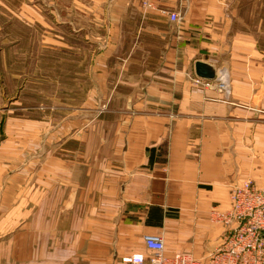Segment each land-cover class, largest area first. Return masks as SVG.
<instances>
[{
	"label": "crops",
	"instance_id": "obj_1",
	"mask_svg": "<svg viewBox=\"0 0 264 264\" xmlns=\"http://www.w3.org/2000/svg\"><path fill=\"white\" fill-rule=\"evenodd\" d=\"M245 3L171 2L180 24L139 9L142 22L113 20L118 69L98 58L100 42L91 66L109 77L91 74L95 105L43 134L40 118L2 122L0 264H126L149 253L145 234L208 264L229 185L264 188V0ZM151 37L157 58H122ZM197 62L224 72L228 90L194 85Z\"/></svg>",
	"mask_w": 264,
	"mask_h": 264
},
{
	"label": "rangeland",
	"instance_id": "obj_2",
	"mask_svg": "<svg viewBox=\"0 0 264 264\" xmlns=\"http://www.w3.org/2000/svg\"><path fill=\"white\" fill-rule=\"evenodd\" d=\"M246 1L240 3L246 6ZM162 8H144L141 0H0V134L7 117L40 118L43 134L81 112L84 105H95L91 74L107 76L91 66L100 42L105 48L98 58L112 70L118 69V61L112 59L119 58L117 45L108 37V24L113 20L127 24L129 15L131 22H142L140 11L154 12L168 25ZM140 43H145L143 49L122 58L159 56L160 39ZM127 51L128 46L123 53ZM88 112L89 118L96 113Z\"/></svg>",
	"mask_w": 264,
	"mask_h": 264
},
{
	"label": "built area",
	"instance_id": "obj_3",
	"mask_svg": "<svg viewBox=\"0 0 264 264\" xmlns=\"http://www.w3.org/2000/svg\"><path fill=\"white\" fill-rule=\"evenodd\" d=\"M180 0H141L144 8L163 6L162 14L169 22L180 24L182 12L171 6ZM194 85L226 92L229 80L224 72L206 78L193 74ZM230 206L219 214L226 233L216 252L210 255L208 264H264V188L258 187L250 178H241L229 185ZM148 254L130 253L121 257L126 264H201L187 254H164L161 236L143 235Z\"/></svg>",
	"mask_w": 264,
	"mask_h": 264
},
{
	"label": "water",
	"instance_id": "obj_4",
	"mask_svg": "<svg viewBox=\"0 0 264 264\" xmlns=\"http://www.w3.org/2000/svg\"><path fill=\"white\" fill-rule=\"evenodd\" d=\"M195 74H197L200 77H206L210 78L214 76V71L208 66L201 62H197L195 64Z\"/></svg>",
	"mask_w": 264,
	"mask_h": 264
}]
</instances>
